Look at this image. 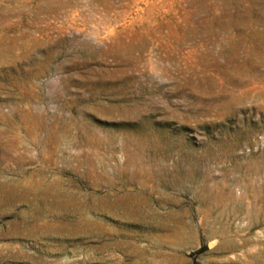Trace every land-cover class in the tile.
<instances>
[{"label": "rangeland", "instance_id": "374dc122", "mask_svg": "<svg viewBox=\"0 0 264 264\" xmlns=\"http://www.w3.org/2000/svg\"><path fill=\"white\" fill-rule=\"evenodd\" d=\"M0 264H264V0H0Z\"/></svg>", "mask_w": 264, "mask_h": 264}, {"label": "bare ground", "instance_id": "6f19581e", "mask_svg": "<svg viewBox=\"0 0 264 264\" xmlns=\"http://www.w3.org/2000/svg\"><path fill=\"white\" fill-rule=\"evenodd\" d=\"M17 187V186H16ZM33 188V187H32ZM37 188V190L40 188V186L38 185V187H35V189ZM4 189V188H3ZM14 190V189H13ZM57 190H58V188H57ZM5 191V190H4ZM63 191V190H62ZM64 195V194H63ZM46 198H47V196H46ZM54 198H55V200H57L58 202L60 201L59 199L61 198V194L60 195H58V196H56V195H54ZM60 203V202H59Z\"/></svg>", "mask_w": 264, "mask_h": 264}]
</instances>
